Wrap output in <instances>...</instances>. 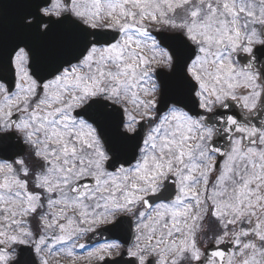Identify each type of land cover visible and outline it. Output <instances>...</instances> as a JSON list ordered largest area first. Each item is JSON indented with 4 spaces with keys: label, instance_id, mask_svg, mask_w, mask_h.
I'll list each match as a JSON object with an SVG mask.
<instances>
[{
    "label": "snow or ice",
    "instance_id": "snow-or-ice-1",
    "mask_svg": "<svg viewBox=\"0 0 264 264\" xmlns=\"http://www.w3.org/2000/svg\"><path fill=\"white\" fill-rule=\"evenodd\" d=\"M84 253L264 264V0L0 3V264Z\"/></svg>",
    "mask_w": 264,
    "mask_h": 264
},
{
    "label": "rangeland",
    "instance_id": "rangeland-1",
    "mask_svg": "<svg viewBox=\"0 0 264 264\" xmlns=\"http://www.w3.org/2000/svg\"><path fill=\"white\" fill-rule=\"evenodd\" d=\"M205 232L209 234L207 229L205 228ZM80 243H85V240H81ZM49 264H68V260L63 256H52L49 258ZM97 262H100L96 260L95 258H89L87 256V253H84L83 255L76 258V264H96Z\"/></svg>",
    "mask_w": 264,
    "mask_h": 264
},
{
    "label": "water",
    "instance_id": "water-1",
    "mask_svg": "<svg viewBox=\"0 0 264 264\" xmlns=\"http://www.w3.org/2000/svg\"><path fill=\"white\" fill-rule=\"evenodd\" d=\"M4 0H0V3H3ZM221 147H223V145H221ZM105 236L110 240V239H114L112 236L108 235V234H105ZM101 240L104 239V237H101L100 238ZM127 238L126 237H121V242H124ZM129 240H127V244H128ZM224 248H226L227 250H229V247H226V246H222ZM103 264H106V262H104Z\"/></svg>",
    "mask_w": 264,
    "mask_h": 264
}]
</instances>
